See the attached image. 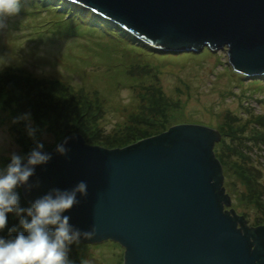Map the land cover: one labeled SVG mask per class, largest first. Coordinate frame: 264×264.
Instances as JSON below:
<instances>
[{"label": "rangeland", "instance_id": "374dc122", "mask_svg": "<svg viewBox=\"0 0 264 264\" xmlns=\"http://www.w3.org/2000/svg\"><path fill=\"white\" fill-rule=\"evenodd\" d=\"M227 49L156 47L69 0H22L0 30V89L9 82L17 92L34 90L42 111L38 118L20 112L19 103L0 94V129L11 138L0 144V168L12 152L34 146L24 123H12L25 112L45 150L74 134L71 125L87 144L107 149L177 124L206 125L220 134L213 151L230 197L224 209L233 216V208L249 227L264 225V73L237 71ZM57 112L63 117L55 119ZM70 246L82 264L92 257L98 264L125 262L117 241Z\"/></svg>", "mask_w": 264, "mask_h": 264}, {"label": "water", "instance_id": "95a60500", "mask_svg": "<svg viewBox=\"0 0 264 264\" xmlns=\"http://www.w3.org/2000/svg\"><path fill=\"white\" fill-rule=\"evenodd\" d=\"M69 1L150 45L228 46L234 69L264 73V0ZM67 138V154L56 145L47 150L51 161L36 168L32 189L20 193L32 204L84 181L87 196L66 214L75 228L96 234L79 242L117 241L125 247L124 264H264V225L249 227L233 208V216L224 209L230 197L213 151L216 129L177 124L112 149L87 144L78 133Z\"/></svg>", "mask_w": 264, "mask_h": 264}, {"label": "clouds", "instance_id": "9594fccd", "mask_svg": "<svg viewBox=\"0 0 264 264\" xmlns=\"http://www.w3.org/2000/svg\"><path fill=\"white\" fill-rule=\"evenodd\" d=\"M21 6L22 0H0V30L19 14ZM20 122L24 123V130L34 146L24 154L12 152L10 162L0 168V233L8 226L10 213L19 217V227L23 231L12 227L9 233H17L13 238L0 235V264H70L69 246L79 243L82 236L91 238L96 234L95 228L91 232H81L70 224L71 217L66 214L80 203L78 196H87V184L81 181L70 190L54 188L36 199L31 207H21L17 190L21 187L32 189L30 178L38 166L51 161L52 154L37 139L41 130L34 125L32 114L25 112L12 120L13 124ZM6 140L11 142L6 131L0 129V144ZM68 140L66 137L56 144L58 154H67Z\"/></svg>", "mask_w": 264, "mask_h": 264}, {"label": "trees", "instance_id": "16d2710c", "mask_svg": "<svg viewBox=\"0 0 264 264\" xmlns=\"http://www.w3.org/2000/svg\"><path fill=\"white\" fill-rule=\"evenodd\" d=\"M45 2H55V0H45ZM46 8H48V7H44L43 10H46ZM88 27L90 30L92 29V30L96 31V28L91 27V26H88ZM12 87L16 88V84L15 83L12 84V83L8 82L6 86H4L2 89H0L1 90L0 94L3 95V97H12L11 99L13 101L19 103L17 110H19L20 112H23L22 110L26 111L28 109V110H30L31 113L35 114V115L33 114L35 117L38 118V115H39L38 111H42V108H40L41 106H39V104H35L36 98L39 96V93L36 94V92H34V90H26L25 91L23 88L21 89V91L17 92V91H14ZM22 92L23 93L25 92L23 96H22V94H23ZM10 93H11V95H10ZM0 99H2V98L0 97ZM30 103H32V104H30ZM58 113H60V112L56 113L55 119H57L58 116L63 117L62 112L60 114H58ZM39 117H40V115H39ZM69 128H70V130L72 128H74L73 130H75V134H76V131H79L78 128L73 126V125H71ZM19 195H20V206L25 208V209L31 207L32 204L29 203L27 200H25L22 194H19ZM25 215H26V213H25ZM12 227H16L18 229V231H23V229H21L19 227V217L16 216L14 213L9 214L8 226L5 228V230L2 233H0V235L4 236L6 239L7 238H13L17 233H15V232H13L11 234L9 233L8 229L12 228ZM68 259L70 261V264H82V263H80L79 255L74 251V248H72L71 246H69Z\"/></svg>", "mask_w": 264, "mask_h": 264}]
</instances>
